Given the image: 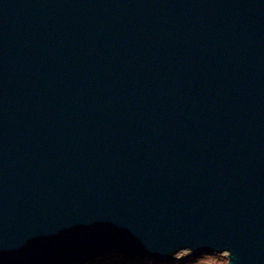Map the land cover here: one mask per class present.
Wrapping results in <instances>:
<instances>
[{
	"label": "water",
	"instance_id": "obj_1",
	"mask_svg": "<svg viewBox=\"0 0 264 264\" xmlns=\"http://www.w3.org/2000/svg\"><path fill=\"white\" fill-rule=\"evenodd\" d=\"M264 264V0H0V264Z\"/></svg>",
	"mask_w": 264,
	"mask_h": 264
},
{
	"label": "rangeland",
	"instance_id": "obj_2",
	"mask_svg": "<svg viewBox=\"0 0 264 264\" xmlns=\"http://www.w3.org/2000/svg\"><path fill=\"white\" fill-rule=\"evenodd\" d=\"M188 252L189 250H181L177 252L175 254V258L172 261L156 262L152 258H142V261H140L138 264H155L153 262H148V260H152L156 262V264H226L227 262V256H225L227 255L226 252H205L187 261V259L183 258L182 255H185ZM124 258H127V256L119 253L106 254L83 264H135L134 261H129Z\"/></svg>",
	"mask_w": 264,
	"mask_h": 264
},
{
	"label": "trees",
	"instance_id": "obj_3",
	"mask_svg": "<svg viewBox=\"0 0 264 264\" xmlns=\"http://www.w3.org/2000/svg\"><path fill=\"white\" fill-rule=\"evenodd\" d=\"M185 258L187 259V261H189V260H191V258H193V256H188V257H185ZM124 259H127L129 261H134L135 264H138L140 261H142V259H140L139 257H127V258H124ZM148 262H153V263L156 264V262H154L152 260H148Z\"/></svg>",
	"mask_w": 264,
	"mask_h": 264
},
{
	"label": "bare ground",
	"instance_id": "obj_4",
	"mask_svg": "<svg viewBox=\"0 0 264 264\" xmlns=\"http://www.w3.org/2000/svg\"><path fill=\"white\" fill-rule=\"evenodd\" d=\"M140 259H142V258H145V257H139Z\"/></svg>",
	"mask_w": 264,
	"mask_h": 264
}]
</instances>
